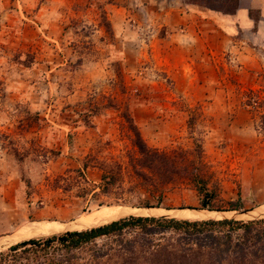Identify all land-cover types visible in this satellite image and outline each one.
<instances>
[{
  "label": "rangeland",
  "instance_id": "obj_1",
  "mask_svg": "<svg viewBox=\"0 0 264 264\" xmlns=\"http://www.w3.org/2000/svg\"><path fill=\"white\" fill-rule=\"evenodd\" d=\"M239 8L253 23L247 29L228 18ZM237 9L223 14L187 0H0L3 257L20 229L42 234L121 209H198L185 175L197 167L214 194L210 207L250 212L218 219L264 218V0H238ZM128 122L177 170L155 192L132 171L138 155ZM102 175L112 179L106 190ZM52 234L32 238L63 233ZM170 235L128 228L35 257L26 246L0 264H149L140 254L121 260L146 238L150 250Z\"/></svg>",
  "mask_w": 264,
  "mask_h": 264
},
{
  "label": "trees",
  "instance_id": "obj_2",
  "mask_svg": "<svg viewBox=\"0 0 264 264\" xmlns=\"http://www.w3.org/2000/svg\"><path fill=\"white\" fill-rule=\"evenodd\" d=\"M208 10L221 12L223 14H233L237 9L238 0H187ZM264 119L262 118V123ZM129 123V122H128ZM128 128L133 133L132 144L136 149L137 157L132 164V171L141 186H146L149 192L158 190L162 183L171 182L177 173L171 159L165 154L145 146L132 124ZM196 173L185 174L193 184V188L198 195V209L218 211L210 207L209 203L214 198V194L206 188V179L199 173V167L195 168ZM194 169V170H195ZM109 175H102L103 189L111 181ZM235 204L228 203V209L224 211L236 210ZM215 219V218H209ZM184 220V219H180ZM207 220V219H196ZM137 228L143 233L169 232L171 242H157L153 249H148L151 241L144 240L146 246L137 251L127 250L129 257L121 260L133 261L137 256H141L142 263L149 264H264V218L247 222L236 220H208V221H177L164 218H143L132 217L119 219L108 224L91 228L84 231L66 232L59 236H50L43 240L30 239L11 246L9 253L4 257L15 254L20 248L29 253L32 257L37 256L41 250L58 244L64 249H78L83 245L98 238L108 237L113 234ZM241 232L237 234V232ZM121 255V254H120ZM0 258H4L0 254Z\"/></svg>",
  "mask_w": 264,
  "mask_h": 264
},
{
  "label": "bare ground",
  "instance_id": "obj_3",
  "mask_svg": "<svg viewBox=\"0 0 264 264\" xmlns=\"http://www.w3.org/2000/svg\"><path fill=\"white\" fill-rule=\"evenodd\" d=\"M122 210V209H121ZM121 210L110 216L107 217L105 219L102 220H92V221H86V222H74L72 224H61V227L58 229H54V230H50L47 231L45 233L39 234L38 232L34 231V230H25V229H20L19 232H16L13 237L11 238L10 242L12 241H16L18 239H22V238H29V237H37V236H46L47 234H52V233H57L60 232L64 229H74V231H78L83 230L84 228H86L87 226L90 227H95L101 224H105L108 223L110 221L119 219L121 217H124L126 215H121ZM189 210V209H188ZM206 211L204 210H196V211H192L191 213L187 212L186 209H177V210H165V209H152V208H140L137 209L135 212L131 213L132 215H138V216H142V217H158V216H168L171 218H174L176 220H180V219H184V220H196V219H209V218H215L218 219V217L220 215H233L234 213L231 212H216L214 211V213H212L210 216H203L200 214H205ZM178 214H181V216H179ZM128 215V214H127ZM236 215V214H235ZM7 242V241H6Z\"/></svg>",
  "mask_w": 264,
  "mask_h": 264
},
{
  "label": "water",
  "instance_id": "obj_4",
  "mask_svg": "<svg viewBox=\"0 0 264 264\" xmlns=\"http://www.w3.org/2000/svg\"><path fill=\"white\" fill-rule=\"evenodd\" d=\"M146 208H151V207H146ZM186 209H188V208H186ZM189 210H192V211H198V210H201V209H189ZM207 211V210H206ZM208 212H211L210 210H208ZM216 212H219V211H216ZM224 212H227V211H223L222 213H224ZM229 212V211H228ZM234 214H236V216H232L233 218H236V217H239V216H247V215H249V213L250 212H248V211H235V210H233L232 211ZM127 216L129 217V216H132V217H142V216H134V215H126V216H124V217H121V218H119V219H123V218H127ZM143 218H145V217H143ZM146 218H155V219H158V218H164V219H173V220H176V219H174V218H171V217H168V216H158V217H146ZM119 219H116V220H113V221H117V220H119ZM233 220V219H229L228 217H223V218H220V219H207V220H192V221H208V220H215V221H218V220ZM113 221H110V222H113ZM177 221H188V220H177ZM110 222H108V223H110ZM108 223H105V224H108ZM105 224H101V225H98V226H95V227H99V226H102V225H105ZM95 227H91V228H95ZM91 228H87V229H85V230H88V229H91ZM81 231H84V230H81ZM66 232H74V230H63V231H61V232H59V233H66ZM55 234H57V233H55ZM53 235V234H52ZM13 237V236H12ZM34 238H36V237H34ZM34 238H31V237H29V238H25V239H23V240H21V241H18V242H15V243H12L11 242V246H14V245H16V244H18V243H20V242H23V241H27V240H30V239H34ZM11 246H9L8 248H10Z\"/></svg>",
  "mask_w": 264,
  "mask_h": 264
},
{
  "label": "crops",
  "instance_id": "obj_5",
  "mask_svg": "<svg viewBox=\"0 0 264 264\" xmlns=\"http://www.w3.org/2000/svg\"><path fill=\"white\" fill-rule=\"evenodd\" d=\"M230 20H233L235 22H237V24L239 25V27L242 28H249L251 25H253V23L249 20L248 16H247V11H245L244 9H237V11L235 12V14L231 17ZM262 23V22H261Z\"/></svg>",
  "mask_w": 264,
  "mask_h": 264
}]
</instances>
